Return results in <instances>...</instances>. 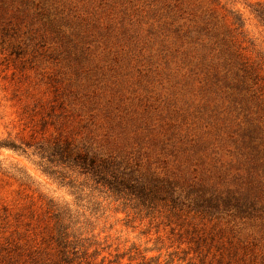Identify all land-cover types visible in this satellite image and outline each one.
<instances>
[{
	"label": "rangeland",
	"instance_id": "1",
	"mask_svg": "<svg viewBox=\"0 0 264 264\" xmlns=\"http://www.w3.org/2000/svg\"><path fill=\"white\" fill-rule=\"evenodd\" d=\"M1 3L0 264H264V0Z\"/></svg>",
	"mask_w": 264,
	"mask_h": 264
},
{
	"label": "trees",
	"instance_id": "2",
	"mask_svg": "<svg viewBox=\"0 0 264 264\" xmlns=\"http://www.w3.org/2000/svg\"><path fill=\"white\" fill-rule=\"evenodd\" d=\"M6 14V5L0 4V22L4 15ZM258 16L264 19V12H259ZM244 135V134H243ZM248 137L247 144L251 145L252 138ZM51 156H59L62 160L67 161V166L78 167L85 174L93 178L97 183H102V185L108 186L111 190L115 192H121L122 189L128 188L129 178L125 177V173L119 171V168L113 163L112 159H108L96 150L90 148H78L71 149L66 148L62 152L61 149L56 147L52 152ZM259 155L257 154V157ZM139 186H143V183H139ZM137 186H131V189H135ZM232 194H229L226 200L231 201V199L238 201V198H234ZM64 230V229H63ZM64 234V232H61ZM60 232L58 231V238L62 240Z\"/></svg>",
	"mask_w": 264,
	"mask_h": 264
}]
</instances>
